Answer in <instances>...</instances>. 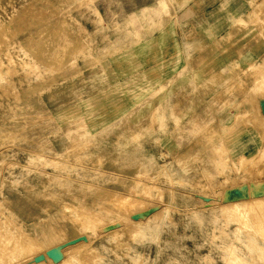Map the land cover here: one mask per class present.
Here are the masks:
<instances>
[{
    "label": "rangeland",
    "instance_id": "obj_1",
    "mask_svg": "<svg viewBox=\"0 0 264 264\" xmlns=\"http://www.w3.org/2000/svg\"><path fill=\"white\" fill-rule=\"evenodd\" d=\"M263 181L264 0H0V264H264Z\"/></svg>",
    "mask_w": 264,
    "mask_h": 264
},
{
    "label": "bare ground",
    "instance_id": "obj_2",
    "mask_svg": "<svg viewBox=\"0 0 264 264\" xmlns=\"http://www.w3.org/2000/svg\"><path fill=\"white\" fill-rule=\"evenodd\" d=\"M160 166V165H159ZM159 170V169H158ZM161 171V170H160ZM164 172V171H163ZM160 173V172H159ZM264 182V181H263ZM81 183V182H80ZM141 183V182H140ZM256 184V182H254ZM153 184V183H152ZM254 184V186L251 188V191H249L248 196H241V197H237L236 196V192H232L231 194H228L225 199L227 200V204H225L224 206L216 203L215 201H211L208 202V204L206 203L205 207H210V206H214L217 204L220 205L219 208L220 210L224 211L227 214H246L249 212H261L264 209V196L263 195H256L255 190L260 187V186H256ZM144 185V184H143ZM262 185V184H261ZM249 185H247L248 187ZM98 187V186H97ZM144 188V187H143ZM145 189V188H144ZM249 189V188H248ZM259 189V188H258ZM262 189V188H261ZM237 190V189H236ZM220 191V190H219ZM230 191V190H229ZM144 192V190H143ZM228 192V191H227ZM242 192V190H241ZM115 193V192H114ZM112 194L110 197V205L112 204L113 207H117V209L123 211V212H129L132 208V206L135 205V200H131L128 196L125 195H121L120 194ZM147 192H145V194H147ZM132 194V193H131ZM130 194V195H131ZM144 194V193H142ZM67 195V194H66ZM133 195V194H132ZM223 195V194H222ZM138 196V195H136ZM140 196V195H139ZM146 196V195H145ZM148 196V195H147ZM157 196V195H156ZM221 196V195H220ZM161 197V196H160ZM215 197V196H214ZM249 197V198H248ZM149 198V197H146ZM165 198V197H164ZM224 198V197H223ZM158 199V198H157ZM239 199V200H238ZM109 202V201H108ZM138 202V200L136 201ZM142 202V201H141ZM159 203V202H158ZM140 204V203H138ZM137 204V205H138ZM143 204L145 205V202H143ZM149 204V203H148ZM111 205V206H112ZM136 205V206H137ZM150 205H153L150 203ZM149 205V206H150ZM72 206V205H71ZM141 206V204H140ZM147 206V204H146ZM154 206V205H153ZM162 206V205H161ZM135 207V206H134ZM133 207V208H134ZM139 207V206H137ZM136 207V208H137ZM167 207V206H166ZM133 208L131 210H133ZM141 208V207H140ZM143 208L145 209V207L143 206ZM211 208V207H210ZM65 209V207H64ZM79 209V208H78ZM135 209V208H134ZM163 209V208H162ZM142 211V208L140 209ZM203 210V209H202ZM82 211V209H81ZM137 210H135L134 213H136ZM161 211V210H160ZM83 212V211H82ZM88 212V211H87ZM86 214L82 215V216H78V218L82 221H84L85 224H87V226H93V222H96V219H94L93 217H91V215H87ZM131 212V211H130ZM139 212V210H138ZM91 213V212H90ZM120 213V212H119ZM131 213V214H134ZM160 215L159 211L158 213L156 212L155 214L149 213V212H144V213H140L138 214L139 216L137 218L132 219L133 221L127 220V223L131 222L130 225H132V222L134 223V225H138L140 223H143V221L147 220L150 216L152 215ZM125 216V215H124ZM130 217V216H129ZM128 217V219H129ZM78 221V220H77ZM122 221V220H121ZM99 222V220H98ZM120 222V221H118ZM123 222V221H122ZM102 223V221H101ZM96 224V223H94ZM122 225V224H121ZM123 225H128L129 224H123ZM125 226V227H126ZM117 228V227H116ZM122 228V227H121ZM134 228V227H133ZM117 230V229H116ZM100 231V230H99ZM115 231V230H113ZM107 232V231H106ZM111 232V231H108ZM107 232V233H108ZM117 231H115L114 233H116ZM103 235V234H102ZM20 239L19 242L16 244V248H14L13 250H9L7 248L8 252H13L16 251V253H19V258L18 261H16V263L14 262V264H20V262H24L25 264H80L81 261V257H80V248H81V244L85 243L87 240H79V241H72L69 245L66 251V255L63 254L62 250L60 248L58 249H51L49 250V252L47 253L46 257L44 258H32L33 256H35L36 254H38L40 251L43 250V248L45 249V247L43 246L42 243H40L36 237H34L31 234L28 233H21L20 234ZM99 237V236H98ZM74 240V239H73ZM76 240V239H75ZM87 245V244H85ZM84 246V244H83ZM57 247V246H56ZM18 251V252H17ZM48 251V250H46ZM7 253V252H6ZM45 253V252H44ZM43 253V254H44ZM87 253V252H86ZM62 254L64 255L62 257ZM85 256V255H84ZM90 256V255H88ZM37 257V256H35ZM83 257V256H82ZM86 259V257H84ZM57 259H59V263L55 262L57 261ZM80 262V263H79ZM86 262V261H85ZM84 262V263H85ZM22 263V264H24ZM89 263V262H88ZM86 264V263H85ZM90 264V263H89Z\"/></svg>",
    "mask_w": 264,
    "mask_h": 264
},
{
    "label": "crops",
    "instance_id": "obj_3",
    "mask_svg": "<svg viewBox=\"0 0 264 264\" xmlns=\"http://www.w3.org/2000/svg\"><path fill=\"white\" fill-rule=\"evenodd\" d=\"M168 84V81H165V85H167Z\"/></svg>",
    "mask_w": 264,
    "mask_h": 264
}]
</instances>
